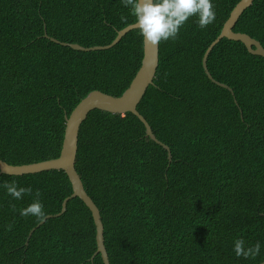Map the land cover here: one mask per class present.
Wrapping results in <instances>:
<instances>
[{
  "label": "trees",
  "instance_id": "obj_1",
  "mask_svg": "<svg viewBox=\"0 0 264 264\" xmlns=\"http://www.w3.org/2000/svg\"><path fill=\"white\" fill-rule=\"evenodd\" d=\"M239 1L212 0V24L201 29L193 16L177 40L159 43L154 83L137 108L171 159L132 112L94 109L81 125L75 166L100 209L111 264L264 260V57L227 37L213 47L208 69L233 92L203 66ZM134 22L122 0H0L1 159L58 157L66 116L93 90L121 95L144 55L137 28L113 47L91 51L50 37L106 45ZM233 29L264 46V0H254ZM12 180L33 191L17 200L0 187V264H104L101 254L92 259L96 225L80 197L38 227L42 220L20 215L37 190L45 216L62 210L73 192L64 170L0 174V185ZM237 238L246 248L259 242V255L237 257Z\"/></svg>",
  "mask_w": 264,
  "mask_h": 264
},
{
  "label": "water",
  "instance_id": "obj_2",
  "mask_svg": "<svg viewBox=\"0 0 264 264\" xmlns=\"http://www.w3.org/2000/svg\"><path fill=\"white\" fill-rule=\"evenodd\" d=\"M254 0H240L235 7L232 9L230 16L224 23V26L217 36V38L208 46L204 56H203V66L209 76V78L220 86L233 90L231 87L223 82L216 80L210 73L207 65V60L213 47L224 37L232 40H238L245 44L249 52L255 55H260L264 57V46L261 41L252 37L248 33L235 31L233 28L236 25L239 17L244 12V10L249 7ZM136 28L135 22L127 25L126 27L118 31L115 39L106 45H95V46H83L79 43L63 42L55 37H50L53 41L61 43L63 45L70 46L72 48L91 51L99 49H108L117 44L124 35H126L130 30ZM45 36L49 37L47 33ZM159 44L157 46H152L144 42V55L142 58V63L131 81L129 87L119 96L103 92L101 90H93L87 96H85L72 110L71 114L66 116V128L64 134V140L61 148V152L58 157L42 160L38 162L26 163V164H10L5 160L0 158V174H11V175H23L28 173H36L45 170L52 169H62L64 170L73 187V192L71 195L67 196L63 201L62 210L56 214H49L45 216V219L38 223V226L43 224L47 218L52 216H58L63 214L67 209V202L71 198L80 197L86 205L90 208L94 222L96 225V239H97V250L92 256V259L97 255L101 254L104 264H111L109 259V254L105 246L104 238V224L101 219L100 209L94 202L92 197L87 193L83 181L77 171L75 166L77 152H78V142H79V132L82 123L87 118L90 111L94 109H102L112 113L125 114L126 112H132L136 114L139 119L145 124L147 134L154 139L159 144L163 145L169 150V156L171 159V151L168 145L160 141L154 134L147 119L139 112L138 104L142 100L144 94L146 93L148 87L154 83V78L159 65ZM242 116L243 113L241 112ZM171 161V160H170ZM34 227L30 233L26 244L29 242L33 231L36 229ZM264 264V260L260 263Z\"/></svg>",
  "mask_w": 264,
  "mask_h": 264
},
{
  "label": "clouds",
  "instance_id": "obj_3",
  "mask_svg": "<svg viewBox=\"0 0 264 264\" xmlns=\"http://www.w3.org/2000/svg\"><path fill=\"white\" fill-rule=\"evenodd\" d=\"M125 7H130L131 15L135 19L136 28L145 43L157 46L162 41L177 40L181 28L189 18L197 17L201 29L212 24L216 19L215 5L212 0H122ZM128 17L121 16V21L127 23ZM0 187L6 190L7 195L13 199H22L25 194H32V188L21 187L15 180L4 181ZM40 192L36 191L33 201L20 209L23 217L34 216L38 220L45 219V211ZM13 208L15 206L13 205ZM12 225H8L11 230ZM237 257L255 259L261 250V244L245 247V241L237 238L233 248Z\"/></svg>",
  "mask_w": 264,
  "mask_h": 264
}]
</instances>
